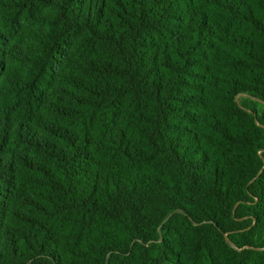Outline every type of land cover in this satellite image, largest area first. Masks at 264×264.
Returning a JSON list of instances; mask_svg holds the SVG:
<instances>
[{
	"label": "trees",
	"instance_id": "obj_1",
	"mask_svg": "<svg viewBox=\"0 0 264 264\" xmlns=\"http://www.w3.org/2000/svg\"><path fill=\"white\" fill-rule=\"evenodd\" d=\"M0 264H264V0H0Z\"/></svg>",
	"mask_w": 264,
	"mask_h": 264
},
{
	"label": "rangeland",
	"instance_id": "obj_2",
	"mask_svg": "<svg viewBox=\"0 0 264 264\" xmlns=\"http://www.w3.org/2000/svg\"><path fill=\"white\" fill-rule=\"evenodd\" d=\"M244 97H239L237 100L239 101V103L241 102V99H243Z\"/></svg>",
	"mask_w": 264,
	"mask_h": 264
}]
</instances>
